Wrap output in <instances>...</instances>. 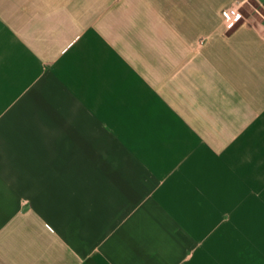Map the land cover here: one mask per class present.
Wrapping results in <instances>:
<instances>
[{
  "label": "crops",
  "instance_id": "1",
  "mask_svg": "<svg viewBox=\"0 0 264 264\" xmlns=\"http://www.w3.org/2000/svg\"><path fill=\"white\" fill-rule=\"evenodd\" d=\"M0 264H264V0H0Z\"/></svg>",
  "mask_w": 264,
  "mask_h": 264
},
{
  "label": "built area",
  "instance_id": "2",
  "mask_svg": "<svg viewBox=\"0 0 264 264\" xmlns=\"http://www.w3.org/2000/svg\"><path fill=\"white\" fill-rule=\"evenodd\" d=\"M241 12L238 3L226 8L222 14L221 24L225 27H232L241 19Z\"/></svg>",
  "mask_w": 264,
  "mask_h": 264
}]
</instances>
